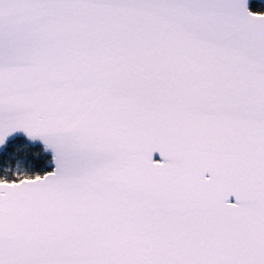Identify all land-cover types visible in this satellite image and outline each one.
Segmentation results:
<instances>
[{
    "label": "snow or ice",
    "instance_id": "6c2138e0",
    "mask_svg": "<svg viewBox=\"0 0 264 264\" xmlns=\"http://www.w3.org/2000/svg\"><path fill=\"white\" fill-rule=\"evenodd\" d=\"M0 264H264V0H0Z\"/></svg>",
    "mask_w": 264,
    "mask_h": 264
},
{
    "label": "water",
    "instance_id": "95a60500",
    "mask_svg": "<svg viewBox=\"0 0 264 264\" xmlns=\"http://www.w3.org/2000/svg\"><path fill=\"white\" fill-rule=\"evenodd\" d=\"M256 2H260V0H256Z\"/></svg>",
    "mask_w": 264,
    "mask_h": 264
},
{
    "label": "trees",
    "instance_id": "16d2710c",
    "mask_svg": "<svg viewBox=\"0 0 264 264\" xmlns=\"http://www.w3.org/2000/svg\"><path fill=\"white\" fill-rule=\"evenodd\" d=\"M257 3H259V2H257Z\"/></svg>",
    "mask_w": 264,
    "mask_h": 264
}]
</instances>
